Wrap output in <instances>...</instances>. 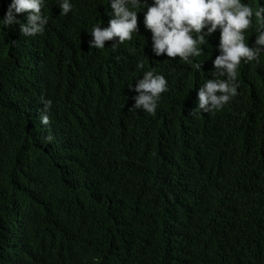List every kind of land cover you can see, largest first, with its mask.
Segmentation results:
<instances>
[{
	"label": "trees",
	"instance_id": "1",
	"mask_svg": "<svg viewBox=\"0 0 264 264\" xmlns=\"http://www.w3.org/2000/svg\"><path fill=\"white\" fill-rule=\"evenodd\" d=\"M59 2L42 9L49 17L42 35L0 27V264H264V196L253 164L249 170L245 159L230 181L214 177L250 144L260 141L264 156L263 92L247 116L262 115V126L248 130L249 139L230 121L233 103L191 114L199 88L215 78L219 31L192 58L202 63L197 71L153 54L143 11L131 41L98 50L89 47L90 33L108 26V0H72L67 16ZM10 3L0 0V20ZM26 15L17 19L26 23ZM253 69L264 72V53ZM150 70L169 85L155 116L129 110L138 93L128 85ZM43 100L52 101L48 125ZM207 142L221 151L204 163ZM258 201L262 211L245 224L243 204ZM225 206L240 211L221 216Z\"/></svg>",
	"mask_w": 264,
	"mask_h": 264
},
{
	"label": "clouds",
	"instance_id": "2",
	"mask_svg": "<svg viewBox=\"0 0 264 264\" xmlns=\"http://www.w3.org/2000/svg\"><path fill=\"white\" fill-rule=\"evenodd\" d=\"M46 3L47 0H11L3 19L0 20V27L10 29L13 25H19L20 34L24 37L42 35L49 23V17L42 12ZM108 3L111 9L108 26L102 27L100 23L93 26L90 33L92 37L89 41L90 48L103 50L106 41H114L112 48L115 51L117 45L131 41L133 34L139 33L137 13L143 11V25L151 33L153 54L156 57L162 54H166L169 58L179 57V61L191 64L200 71L202 63H193L192 58L200 57L203 54L201 46L207 45V38L219 31V43L216 49L219 55L212 61L215 78L207 80L199 88L198 108L194 109L193 100L191 114L195 115V112L214 114L233 103L234 116L230 121L234 127L239 125L244 129L240 136L247 137L257 128L261 129L262 115L256 116L252 121H249L247 116L252 115L251 105L259 98L261 91L264 96V72L253 69V66L259 62L261 53H264V7L260 6L254 10L242 0H151V5L142 0H108ZM58 8L60 15L67 16L73 11L74 5L72 0H60ZM24 13H27L26 23L17 19L19 14ZM253 16L259 21V24L254 26H252ZM246 40L253 45L249 46ZM136 67L138 70H143L145 65L141 61ZM238 78L241 81L238 82ZM128 88L138 93L133 98L135 103L129 110L135 113L139 109L152 116L156 114L162 94L169 91L167 79L164 75L157 74L155 70L145 71L142 78L137 79L135 86L130 84ZM51 108L52 101L43 100L42 125L50 123ZM248 130L249 135H247ZM39 131L43 133V129ZM62 132L67 135L66 131ZM47 139L51 141L53 138L49 136ZM70 141L71 139L66 138L62 147ZM260 143L258 141L248 145L243 154H231L228 167H220L214 177L220 178L222 182L232 180L247 159L249 170L253 164L255 183H260L259 195L264 196V156L257 151ZM62 147L57 149V158H62L59 155L67 153L66 150L62 151ZM220 151L221 144L214 146L213 143H205V159H201V162L216 159ZM214 165L215 162L211 167ZM243 205L247 209L245 224L249 222L250 213L258 217L259 212L262 211L259 201L258 207L252 202ZM225 207L226 209L221 212V216L224 217L228 212L233 215L240 209L237 207L236 211L231 212L232 206ZM236 219V227L242 225L241 220Z\"/></svg>",
	"mask_w": 264,
	"mask_h": 264
}]
</instances>
